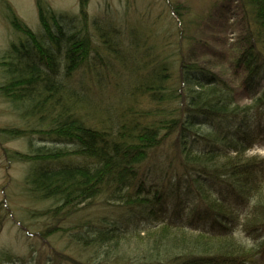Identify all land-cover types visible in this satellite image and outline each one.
Here are the masks:
<instances>
[{
  "label": "trees",
  "instance_id": "trees-1",
  "mask_svg": "<svg viewBox=\"0 0 264 264\" xmlns=\"http://www.w3.org/2000/svg\"><path fill=\"white\" fill-rule=\"evenodd\" d=\"M236 2L242 33L233 80L188 61L180 40L169 60L151 51L156 43L139 26L90 20L85 0L71 16L36 0L42 34L5 2L24 37L0 59V94L27 125L0 134L28 140V152L10 156L29 164V195L54 201L46 210L52 217L96 199L107 204L96 220L43 232L44 239L69 229L79 254L54 250L43 264L264 261V156L248 155L264 147V0ZM111 60L133 77L122 83L103 74L112 84L108 97L93 95L98 66L112 71ZM41 262L33 251L18 256L0 248V264Z\"/></svg>",
  "mask_w": 264,
  "mask_h": 264
},
{
  "label": "rangeland",
  "instance_id": "rangeland-1",
  "mask_svg": "<svg viewBox=\"0 0 264 264\" xmlns=\"http://www.w3.org/2000/svg\"><path fill=\"white\" fill-rule=\"evenodd\" d=\"M47 1L54 10L70 16L79 13L82 5L81 0ZM5 2L12 6L30 28L38 34L43 32L36 0H0V59L12 41L24 37L9 22L8 4ZM171 5L174 8L179 7L180 14L173 13ZM85 6L90 20L99 16L109 17L122 26L126 21L129 25L133 23L139 26L141 35L156 43L151 51L162 54V57L168 56L169 60H174L180 40L188 61L200 62L216 73L228 75L229 80L234 79L232 61L239 54L235 45L242 33L241 10L236 0H85ZM177 19L183 23L182 36L177 30ZM94 39L97 36L94 35ZM110 63L112 71L109 67L98 66L99 77L94 74L98 78V87L91 90L93 95L102 93L108 97L107 93L112 84L105 83L103 74L122 83H127L129 77H133L131 71L122 69L119 62L111 60ZM4 74L0 68V85L5 80ZM100 79L104 82V88L99 87ZM26 125L20 110L18 112L0 94V128H24ZM36 143L42 144L43 141L36 139ZM48 143L51 147L63 146L54 141ZM29 149L27 139H8L0 134V248L11 250L18 256H27L33 251L42 261L40 264L47 261L46 256H52L54 250L79 256L75 244H71L69 229L81 221L87 223L96 220V215L104 213L103 207H107V204L96 199L94 204L88 205L86 209L76 210L71 215L46 216V210L54 207L55 202L37 201L29 195L25 179L29 164L16 161L10 156L13 151L28 152ZM253 154L264 156V147L256 146L248 152V155ZM55 224L69 229L60 230L46 237L48 239H43V232L52 229ZM243 236L246 240L255 242L253 238L248 239L246 233ZM259 238H264V233ZM84 253L90 255V251ZM256 264H264V261Z\"/></svg>",
  "mask_w": 264,
  "mask_h": 264
}]
</instances>
